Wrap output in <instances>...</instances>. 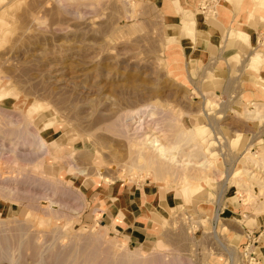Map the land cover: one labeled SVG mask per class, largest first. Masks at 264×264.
Wrapping results in <instances>:
<instances>
[{"label":"rangeland","instance_id":"1","mask_svg":"<svg viewBox=\"0 0 264 264\" xmlns=\"http://www.w3.org/2000/svg\"><path fill=\"white\" fill-rule=\"evenodd\" d=\"M258 2L264 5V0ZM215 10L209 6L204 14L199 8L208 20ZM189 21L183 22L185 28L194 27ZM230 37L246 40L248 34L231 31ZM165 39L162 17L147 1L0 0V236H13L6 251L0 247V264H59L55 253L68 249L78 232L82 237L104 235L103 240L122 243L124 250L139 249L141 264H250L251 255L245 256L230 232L239 236L247 226L259 235L264 210L257 206L259 197L249 198L231 180L244 179L252 191L258 189L243 165L252 153L264 151V118L248 111L257 108L264 116V86L263 93H247L259 99L248 103L237 84L230 90L226 80L206 81L205 95L197 96L169 76L163 61ZM260 43L264 45L261 38ZM259 59L264 60L261 50L253 54L250 66L259 70L264 63ZM145 104L172 111L181 117L178 124L194 127L203 144L197 159L215 161L216 167L209 171L214 179L197 182L191 178L202 177L206 168L177 169L179 177L174 175L166 187L176 192L178 204L157 247L154 243L142 250L104 225L87 199V184L93 179L155 182L151 175L125 172L129 142L106 125L123 109ZM55 125L57 134L50 138ZM22 126L25 134L19 133ZM176 131L157 135L167 142ZM250 168L264 179V167ZM54 178L58 182L51 183ZM227 186L238 193L236 205L245 206L246 214L231 218L221 209L214 216L219 224L199 221V201L223 202ZM48 205L57 212H42ZM20 232H25L22 242L16 239ZM103 262L109 264L96 256L84 264Z\"/></svg>","mask_w":264,"mask_h":264},{"label":"crops","instance_id":"2","mask_svg":"<svg viewBox=\"0 0 264 264\" xmlns=\"http://www.w3.org/2000/svg\"><path fill=\"white\" fill-rule=\"evenodd\" d=\"M141 1L150 3L162 17L166 38L163 61L173 80L197 96L205 95L206 81L226 80L230 90L237 84L246 103L251 99L259 100L247 96V93H263L260 86H264V63L259 70L250 65L257 50L264 53V45L260 43L261 35H264V5L258 0H217L215 17L208 20L199 11L202 0ZM188 20L194 27H184L183 22ZM231 31L245 32L248 38H231ZM56 127L50 128V138L57 134ZM227 187L229 194L223 202L199 201L197 212L203 217L199 221L219 224L220 220L216 221L214 216L221 209L229 211L231 218L246 214L243 211L245 206L236 205L238 193ZM180 191L188 195V191L187 194ZM87 199L98 210L105 226L116 230L128 243L142 250L154 243L157 247L164 224L178 204L175 191L152 180L120 179L107 183L93 179L87 184ZM263 221L260 220L259 224H264ZM246 227L243 226L244 231L239 236L233 232L230 235L239 246H243V252L249 244L253 246L255 262L248 261L250 264H264V230L256 235L254 230ZM220 229L224 228L220 226Z\"/></svg>","mask_w":264,"mask_h":264},{"label":"bare ground","instance_id":"3","mask_svg":"<svg viewBox=\"0 0 264 264\" xmlns=\"http://www.w3.org/2000/svg\"><path fill=\"white\" fill-rule=\"evenodd\" d=\"M210 6H212V5H210ZM215 7H216V5H215ZM215 7L212 6L213 9ZM207 9H208V7H207ZM206 11L207 10H202V12H204V13H206ZM258 57H260V55L257 54L256 59H258ZM259 60L264 61L263 59L262 60L259 59ZM261 81H262V79H261ZM261 110H263V109H261ZM248 111H249V114L252 115V117L264 118V116L262 114L263 112L260 111V109L255 108V110H248ZM155 114L157 116H155ZM180 119H181V117H180ZM180 119H179V116L176 115L172 111H165L162 108H159L158 106L153 105V104H145V105L137 107V108L123 109L122 111L117 113L108 122V124H106L107 129L109 128L110 130L114 131L115 133L124 136L125 138H127L128 142H129V147H130L129 158H128V156H126L128 161L125 164H123V166L125 168V172L128 175H131V176L134 175V177L136 175H138V176L151 175L155 179V182L156 181L160 182L164 186H171L172 180L169 181V179L174 178V175L179 177L177 175L178 174L177 169H179V167H181V166L187 165V166H190L192 168L201 166L202 168H206V170L208 171V172L205 171L206 174L203 175L202 177H201V175L199 177L197 174L195 176H193V178L190 177L191 179H193V181L195 180L197 182L199 180H204V179L205 180L214 179L212 177V175L210 174V172H212V171L214 172V169L212 170L211 167L212 166L216 167V162L215 161L210 162V161L204 159L205 157L201 158V159H197L198 156H200V154H201L200 150H201V145H203V144L199 143V141L197 139V135H196L197 133H196L195 128L194 127L193 128H186L183 125H181L180 123L178 124L177 121L178 120L180 121ZM23 127L24 126H22V129H23ZM175 127L177 129L176 133L173 135V138L169 137L167 142L163 141L162 137L160 135H157L161 131L171 130ZM177 127H179V128H177ZM22 129L20 128L19 133L20 132L22 133V131H23V134H25L24 129L23 130ZM21 137H22V135H21ZM38 140H42V138L38 139ZM249 150L252 151V148H250ZM260 150H258V153H255V152L252 153V155L250 157H248L246 164H244L245 166L243 165V167H245L243 173H245L248 180H250V182H252V184H254L255 187L258 186L256 193H255V191H252V189L250 188V185L244 179L239 180V181L231 180L232 181L231 183L237 187V190H243L244 192L248 193L249 198L259 197L258 198L259 203H257V206L260 207L262 210H264V179L262 180L259 173H254V170L250 168L252 166H256V168L260 167L261 169L264 167V158H262L263 154H261V156L259 154V152L263 153L264 151L261 150L262 151L261 152ZM48 152H49V150H48ZM263 157H264V155H263ZM14 161H15V159H14ZM248 166H249V168H248ZM9 167H11V166H9ZM122 170H123V168H122ZM20 171H21V169H20ZM21 174H23V173L21 172ZM191 175H193V174H191ZM175 179H176V177H175ZM180 179H181V177H180ZM41 180H43V179H41ZM44 181H45V179H44ZM52 182L56 183V182H58V180H56V178H54V179H52L51 183ZM61 183H60V185H61ZM178 185H180L179 182L177 183V186ZM258 190H260L259 194H258ZM6 194H4V195H6ZM42 212L50 214V213H56L57 211L54 212L52 206L48 205V207L44 206ZM215 217H218V216H215ZM217 219H219V218H217ZM67 224H68V222H67ZM7 228H8V226H7ZM3 229H5V227ZM27 229H26V231H28ZM2 231H4V230H2ZM24 233L20 232L19 236L16 235L17 236L16 239H18V237H19L18 241L22 242L23 241L22 235ZM77 234L78 235L75 237V239L72 241V243H70L68 249L66 248L65 251L62 249L57 250V252L55 253V258H56L55 261L57 263L67 264V263L71 262L74 264L75 263L84 264L85 261L89 260V262H90L91 257H96V256L100 257L101 256V258L104 257L105 259H107L109 264H141L142 260L140 261V259L142 258V256H140L141 252L139 249H136L135 251H133V250L129 251L128 249H125V250L121 249L122 247L123 248L125 247L122 243L119 244V242L113 243L112 240H103L102 237L104 235L103 236H97V235L96 236H88V235H90V233H89L87 236L82 237L81 235H79V232ZM82 234H84V233H82ZM30 237H31V235H30ZM12 238H13V236H11V237L9 236V237H6L5 239L2 240V238L0 236V247H7V248H5V251H6L9 248V243H10V241H12L11 240ZM30 239L33 240V238H30ZM31 240H30V242H31ZM35 243H36V241H35ZM35 243L33 242L31 244L33 246L34 245L36 246ZM105 243H107V245H105ZM10 245H12V244H10ZM24 245L22 246V248H24ZM12 248H13V246H12ZM12 248H10V249H12ZM27 248H28V246H27ZM36 248H37V246H36ZM79 248H81V250ZM120 250H123V253L118 254V252ZM31 252H32V250H31ZM36 254H37V252H36ZM7 258H8V256H7ZM139 261H140V263H139ZM104 262H105V260H104ZM104 262H103V264H104ZM149 263H151V262H149Z\"/></svg>","mask_w":264,"mask_h":264},{"label":"built area","instance_id":"4","mask_svg":"<svg viewBox=\"0 0 264 264\" xmlns=\"http://www.w3.org/2000/svg\"><path fill=\"white\" fill-rule=\"evenodd\" d=\"M216 3H217V0H202V2L200 4V8L202 10H207V7H209L210 5H212V6L215 7V4ZM262 42L264 43V38L262 39ZM249 238L253 240L252 236H249ZM249 246H250V244H249ZM249 246H247V247H249ZM247 247H246V249L244 251V254H245V256H247L248 254H250L251 255L250 259L252 260L253 259V257H252L253 256V252L248 253L247 252ZM251 260H249V261H251Z\"/></svg>","mask_w":264,"mask_h":264}]
</instances>
